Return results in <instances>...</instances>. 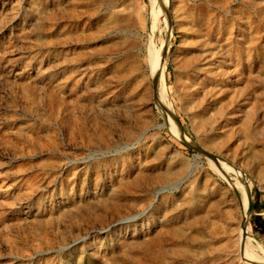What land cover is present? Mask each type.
Instances as JSON below:
<instances>
[{
    "label": "rangeland",
    "instance_id": "rangeland-1",
    "mask_svg": "<svg viewBox=\"0 0 264 264\" xmlns=\"http://www.w3.org/2000/svg\"><path fill=\"white\" fill-rule=\"evenodd\" d=\"M257 201L264 0H0V264H264Z\"/></svg>",
    "mask_w": 264,
    "mask_h": 264
},
{
    "label": "trees",
    "instance_id": "trees-1",
    "mask_svg": "<svg viewBox=\"0 0 264 264\" xmlns=\"http://www.w3.org/2000/svg\"><path fill=\"white\" fill-rule=\"evenodd\" d=\"M259 201H257L254 204H251L250 206V210L253 211L255 213V215L252 217V226L254 231L261 233L262 235H264V217H262L261 212L264 209V205L259 203Z\"/></svg>",
    "mask_w": 264,
    "mask_h": 264
},
{
    "label": "bare ground",
    "instance_id": "bare-ground-1",
    "mask_svg": "<svg viewBox=\"0 0 264 264\" xmlns=\"http://www.w3.org/2000/svg\"><path fill=\"white\" fill-rule=\"evenodd\" d=\"M152 20L154 21V23H155V21H156V19H155V17L154 16H152ZM157 60H158V57L157 58H154V61H155V67H154V72L156 73V72H158V73H160L159 71V66H157ZM159 63V62H158ZM158 76H160V75H158ZM158 99H159V101H162V99H163V92L162 91H160L159 92V97H158ZM161 190H163V189H161L160 188V191ZM159 191V192H160ZM131 219H135V217H132Z\"/></svg>",
    "mask_w": 264,
    "mask_h": 264
},
{
    "label": "water",
    "instance_id": "water-1",
    "mask_svg": "<svg viewBox=\"0 0 264 264\" xmlns=\"http://www.w3.org/2000/svg\"><path fill=\"white\" fill-rule=\"evenodd\" d=\"M159 84H160V79L156 78V79L154 80V85H155V87L157 88V90H158V86H159Z\"/></svg>",
    "mask_w": 264,
    "mask_h": 264
}]
</instances>
